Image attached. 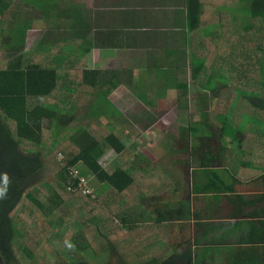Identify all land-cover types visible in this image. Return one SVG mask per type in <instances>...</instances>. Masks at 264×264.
<instances>
[{
  "label": "trees",
  "instance_id": "16d2710c",
  "mask_svg": "<svg viewBox=\"0 0 264 264\" xmlns=\"http://www.w3.org/2000/svg\"><path fill=\"white\" fill-rule=\"evenodd\" d=\"M14 1L0 0V50L18 51L0 60V192L4 193L0 195V262L45 264L49 254L56 253L52 264H81L59 252L60 242L70 243L76 236L95 255L107 251L110 244L120 255V229L113 223L120 212L119 201L124 194L138 193L140 179L153 174L135 170L129 163L131 153L122 144L120 132L101 123L98 130L71 126L75 119L71 113L84 104L96 116L113 113L106 98L118 86L111 85L114 71L88 67L87 47L58 32L59 20L50 14L58 0H27L50 21L36 47L24 48L31 21L23 17L25 7ZM222 1L236 4L238 8L232 10L241 12L229 15L222 11L217 30L208 34L199 24L202 3L189 0L191 84L215 95L214 115L223 121L220 136L233 140L230 147L238 151L244 145L239 148L242 141L235 137L243 132L238 128L241 120L250 117L264 123V0H238L239 5L237 0ZM5 19L13 23L3 33ZM240 19L245 25L238 29L234 24ZM15 24L23 26L18 36L13 35ZM250 31L257 38L248 40L245 32ZM219 79L224 89L216 87ZM169 82L180 106L189 107L188 68L177 69ZM188 130L193 129L189 126ZM245 130L252 138L263 137L259 127ZM191 135L201 136L197 129ZM110 149L117 156L102 167L98 159ZM57 154L65 166L55 160ZM78 163L100 182L95 189L97 198L69 188V182H77L69 167ZM64 205L69 213L59 218L55 211Z\"/></svg>",
  "mask_w": 264,
  "mask_h": 264
},
{
  "label": "crops",
  "instance_id": "0c3cea01",
  "mask_svg": "<svg viewBox=\"0 0 264 264\" xmlns=\"http://www.w3.org/2000/svg\"><path fill=\"white\" fill-rule=\"evenodd\" d=\"M199 2L203 28L210 18L207 14L221 1ZM188 4L189 0H58L54 11L58 32L87 47L88 67L114 71L109 73L118 86L106 100L118 112L116 118H122V113L112 105V97L120 87L147 100L143 104L136 97L140 106H132L131 115L158 110L160 97L152 96L150 90L153 82L160 86L158 93L176 91L169 81L177 69L191 65L193 30ZM160 70L164 78L158 77ZM189 84V93L191 88L198 90ZM247 120L243 118L238 128L259 127L263 137L238 131L239 148L244 145L236 153L228 151L233 140L220 136L221 119L213 121L216 129L210 132L203 120L195 118L201 136L191 135V141L198 144L193 168L185 165L188 153L180 160L161 157L162 151L165 156L171 154L164 139L160 147L154 146L162 150L154 154L164 166L152 160L148 167H135L153 177L141 178L138 193L124 194L119 201L120 212L115 216L119 221H114L120 229L122 256L110 245L121 264H264V123L252 119L243 124Z\"/></svg>",
  "mask_w": 264,
  "mask_h": 264
},
{
  "label": "rangeland",
  "instance_id": "374dc122",
  "mask_svg": "<svg viewBox=\"0 0 264 264\" xmlns=\"http://www.w3.org/2000/svg\"><path fill=\"white\" fill-rule=\"evenodd\" d=\"M21 1V2H20ZM15 0L14 3L20 4L21 6L25 7V10L23 12V17H26L27 19H30L31 21V27L29 29H26L25 33V46L26 49H33L36 47L38 40L44 33V30L46 28V25L48 24V21H50V17H42L41 11L39 8L34 6L30 7L29 2L25 0ZM38 1V0H33ZM42 1V0H39ZM38 1V2H39ZM223 2L222 0H219ZM27 4H26V3ZM33 4V3H31ZM237 5H239V1L237 0ZM55 6V5H53ZM51 8L50 14L54 16L55 9ZM216 7H212V11L209 12L207 15H210V18L207 20V22L203 23L204 33H212L217 27H218V20L219 15L222 11H226L227 14H238L239 11L232 10L233 8H238L236 4H230L225 5L223 3H220L219 5H214ZM222 6V7H221ZM210 11V10H209ZM242 20L238 22V24H234L236 28L240 29L241 26L245 25ZM47 22V23H46ZM12 21L9 19H5L2 22V30H6L11 26ZM50 24V23H49ZM255 25V24H254ZM23 26L20 24L16 26L15 24V31L13 33L18 36L20 28ZM255 27H258L256 25ZM234 29V30H238ZM217 30V29H216ZM264 32V31H263ZM4 35V34H3ZM245 36L248 40L257 38V35L252 33L251 31L246 33ZM264 38V34H263ZM262 38V39H263ZM264 40V39H263ZM262 40V41H263ZM190 48V44H187L186 49ZM15 53H18V51L13 50H0V60H7L8 58L12 57ZM99 53L95 52L96 58H98ZM141 54L138 53L136 57L140 58ZM210 60L207 61V64ZM188 67V66H187ZM192 67L190 65V68L188 67V77L191 74ZM165 72H168L164 69ZM164 71H159V78H162L164 76ZM164 78V77H163ZM191 82V80H190ZM218 84L216 87L224 89L223 82L219 79ZM116 83V79L114 78L111 81V85ZM192 86V84H191ZM193 87V86H192ZM121 89L116 93V91L113 93L112 97V105L115 104L116 108L118 107L122 113V118H116L118 116V112H113L111 117H105L102 115L96 116V114H92V109L89 108L87 104L82 105L83 108L74 111L71 113V115H74L75 119L71 123L72 127H78L83 128L84 130H98L101 129L100 123L105 124L108 130L110 131H116L120 132L121 136V142L124 145V147L130 151L131 156L128 158L130 160L131 164H134V167L136 166H149L152 163V160H154L155 163H158L160 166H164L162 164V160H160V157H156L154 154V151L160 152L162 151L160 148H154L155 145L157 147H160V141L164 139L163 141L166 142V149L170 150L169 152L171 154H168L165 156L164 151H162V154L160 156L164 159L171 160L172 159H183L189 156H186V154H190V158L186 161L185 165L186 167H194L195 160H196V152L198 151V144L195 143V141H191V133L194 134V129L199 128V124L197 125V122H194L193 120L196 118V120H203L202 122L207 124L208 131L213 132L212 130L216 129L213 124V121H216V116L214 115V108H215V102L217 99L215 98V95H211L210 92H200L198 90H194L191 88V93H189L188 99L189 107L183 109L178 100H177V94L176 91H166L165 93H158L160 91V86H157L155 82H153V85L151 86V95L154 97H160L159 104L156 105L157 109L156 111L152 113H138L135 115L132 112V106L137 105L140 106L139 102L136 100L137 94H135L131 89L125 90L124 88L120 87ZM228 89V87H226ZM241 88V87H240ZM164 89V88H163ZM220 89V90H221ZM150 90L147 91V93L150 92ZM140 91V90H139ZM223 91V90H222ZM141 93L146 92V89L141 90ZM221 92V91H219ZM138 100L145 104L147 102L145 97L139 96ZM155 105L157 103L156 99H153ZM115 108V107H114ZM117 108V109H118ZM116 109V111H118ZM203 109V111L200 110ZM146 110V109H141ZM91 111V112H90ZM97 111V109H95ZM141 111V112H143ZM200 111V112H199ZM140 112V111H139ZM193 113V114H191ZM202 113V114H200ZM67 114V113H64ZM152 114V115H151ZM134 115V116H133ZM134 117V120H131V117ZM247 121H244L243 124H247L248 122H252V118H247ZM132 123H130V122ZM158 121V122H157ZM136 122L139 123L136 124ZM156 122V123H155ZM135 123V124H134ZM155 123V125H153ZM192 125L191 129H193L190 133L188 130V127ZM186 127V128H184ZM184 128V129H183ZM183 129V130H182ZM242 130H245L243 126L241 127ZM170 142V143H169ZM193 146V148H192ZM153 147V148H150ZM229 150L237 152V149L235 146L230 147ZM194 154V155H191ZM117 154L114 150L110 149L107 151L102 157L98 159L99 164L102 167H105L107 164L111 163L115 158ZM195 156V158H194ZM160 158V159H159ZM62 155L57 154L55 156V160L61 162ZM177 162V161H176ZM62 166H65L64 163L61 162ZM167 165V164H166ZM70 176L72 175L73 178L81 181L85 185V189L88 190L91 196L95 197V189L97 186L100 185V182L96 179V177L90 172L82 163H78L75 166L69 167ZM135 170H137L135 168ZM71 177V178H72ZM108 195H112L109 193ZM97 198V196H96ZM112 201V200H111ZM111 201L109 204H111ZM114 203V201H112ZM56 215L59 218H64L66 215H68L69 210L67 207L60 206L55 211ZM115 221H119L115 217ZM113 219V223L117 224ZM81 236H76L73 241L70 243L60 242V250L59 252L63 257H65L68 261L71 262H78L81 264H121L119 260V256L114 251L112 245H110V249L99 254L95 255L92 253L91 249L87 246V243L84 240L80 239ZM112 247V248H111ZM49 258H47L44 263L45 264H52L53 260L56 258V253H50ZM1 264V262H0Z\"/></svg>",
  "mask_w": 264,
  "mask_h": 264
},
{
  "label": "built area",
  "instance_id": "2783aa9c",
  "mask_svg": "<svg viewBox=\"0 0 264 264\" xmlns=\"http://www.w3.org/2000/svg\"><path fill=\"white\" fill-rule=\"evenodd\" d=\"M70 171V170H69ZM71 177H72V175H71ZM72 179L73 180H77V179H75V178H73L72 177ZM71 185L69 186V188L71 189V191L73 192V193H76V192H78V191H81L83 194H87V195H90L89 193H87V192H89L88 190H86L84 187H85V185L83 184V183H81V181H79V180H77V182L75 183L74 181H72V182H69ZM93 194V193H92ZM91 194V196L93 197V195Z\"/></svg>",
  "mask_w": 264,
  "mask_h": 264
},
{
  "label": "clouds",
  "instance_id": "9594fccd",
  "mask_svg": "<svg viewBox=\"0 0 264 264\" xmlns=\"http://www.w3.org/2000/svg\"><path fill=\"white\" fill-rule=\"evenodd\" d=\"M4 193L0 192V195H3Z\"/></svg>",
  "mask_w": 264,
  "mask_h": 264
}]
</instances>
